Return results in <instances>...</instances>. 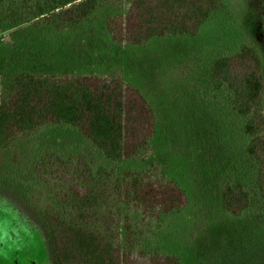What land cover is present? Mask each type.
<instances>
[{
  "label": "trees",
  "instance_id": "1",
  "mask_svg": "<svg viewBox=\"0 0 264 264\" xmlns=\"http://www.w3.org/2000/svg\"><path fill=\"white\" fill-rule=\"evenodd\" d=\"M237 1L233 12L222 0H0L30 9L24 25L1 38L18 49L7 58L0 85V154L44 126L62 125L109 163L143 158L158 138L159 122L135 83L120 68H104L105 58L81 60L70 71L50 69L45 54L35 53L40 45L33 47L80 32L103 8L114 11L103 17V28L107 42L119 48L196 37L205 24L235 13L246 38L232 52L209 59L201 88L229 125L224 138L236 153L219 182L220 209L230 217L256 213L264 220V0ZM158 169L153 164L120 174L92 170L80 155H47L34 173L49 198L40 188L42 201L17 209L29 226L43 231L53 264H180L161 250L160 235L189 197L175 176Z\"/></svg>",
  "mask_w": 264,
  "mask_h": 264
},
{
  "label": "rangeland",
  "instance_id": "2",
  "mask_svg": "<svg viewBox=\"0 0 264 264\" xmlns=\"http://www.w3.org/2000/svg\"><path fill=\"white\" fill-rule=\"evenodd\" d=\"M222 1L229 3L228 10H239L237 0ZM29 10L0 5V85L7 58L18 49L3 44L1 38L23 26ZM112 13L101 9L80 32L61 36L56 45L48 40L31 46L40 45L35 53L42 51L53 70L70 71L80 67L81 60L104 58V68H120L155 107L158 138L150 142L143 158L112 164L74 129L48 125L1 153L0 264H53L43 231L29 226L17 209L18 204L42 201L34 166L47 155L61 160L80 155L92 170L113 168L120 174L157 164L161 174L175 176L189 197V205L160 235L163 252L177 256L180 264H264V220L256 213L230 217L220 209L219 182L236 153L224 138L229 125L201 88L209 59L232 52L245 40L239 16L219 17L205 24L196 37H165L143 47L119 48L107 42L103 28V17Z\"/></svg>",
  "mask_w": 264,
  "mask_h": 264
}]
</instances>
